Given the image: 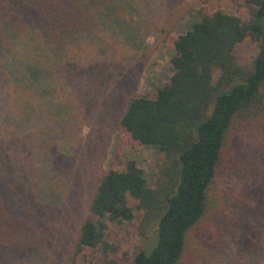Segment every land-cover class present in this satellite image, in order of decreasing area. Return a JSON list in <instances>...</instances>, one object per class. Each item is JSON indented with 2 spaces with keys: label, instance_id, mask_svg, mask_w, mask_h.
<instances>
[{
  "label": "rangeland",
  "instance_id": "obj_1",
  "mask_svg": "<svg viewBox=\"0 0 264 264\" xmlns=\"http://www.w3.org/2000/svg\"><path fill=\"white\" fill-rule=\"evenodd\" d=\"M255 10L245 0H94L87 14L92 20L74 28V44L63 45L66 53L54 72L53 94L37 97L20 90L9 97L1 83L7 76H2L0 192L8 195L26 226L19 239L23 251L5 259L11 264H72L79 229L91 218L89 203L100 178L111 169L123 170L128 160L135 161L154 188L164 157L157 148L132 141L118 125L128 101L154 95L170 79L169 39L216 11L248 24ZM24 37L14 39L25 43ZM256 50L250 40L238 44V64L249 68ZM15 52L10 56L15 61L31 57L23 46ZM263 139V122L230 135L234 161L211 193L219 199L232 193L243 213H220L222 224L211 232L212 237L221 232L211 250L215 253L195 264H264ZM127 203L134 212L130 222H107L105 241L114 250L105 257L100 247L85 248L75 256V264H132V254L143 241L147 249L152 247V240L139 231L138 202L128 198ZM246 221L261 231H247ZM206 232L207 226L191 231V247L197 248ZM245 233L256 238L261 249L242 246L238 238Z\"/></svg>",
  "mask_w": 264,
  "mask_h": 264
},
{
  "label": "trees",
  "instance_id": "obj_2",
  "mask_svg": "<svg viewBox=\"0 0 264 264\" xmlns=\"http://www.w3.org/2000/svg\"><path fill=\"white\" fill-rule=\"evenodd\" d=\"M75 1L0 0V78L7 76L1 83L9 97L20 90L33 91L37 97L54 93V72L66 53L63 45L74 44V28L83 20H92L87 14L94 0ZM95 1L102 4L104 0ZM245 1L256 7L248 24L216 11L192 23L177 39H169L173 49L170 79L154 95L133 96L128 101L118 125L132 141L153 146L163 154L158 182L154 188L148 186L134 160H128L123 170L107 171L90 199L91 218L79 229L72 264L85 248L100 247L105 257L114 250L105 241L107 222L133 219L128 198L136 200V210L142 212V238L152 240L150 249L143 241L133 252L132 264L204 261L215 253L211 250L221 232L213 237L211 232L222 224L220 213H243V205L232 193L219 199L211 190L221 174H229L234 160L228 139L234 131H250L263 122L264 138V0ZM17 36H25V43L16 41ZM245 40L257 47L249 68L239 65L234 54ZM21 46L31 53L24 62L10 58ZM206 226L198 247H191V231ZM245 227L261 231L249 221ZM25 228L11 199L0 192V264H11L5 255L13 259V253L23 251L19 239L24 238ZM238 239L244 247L261 249L248 233Z\"/></svg>",
  "mask_w": 264,
  "mask_h": 264
}]
</instances>
